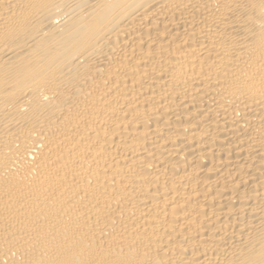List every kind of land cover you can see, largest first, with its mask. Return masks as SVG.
<instances>
[{
  "label": "bare ground",
  "instance_id": "bare-ground-1",
  "mask_svg": "<svg viewBox=\"0 0 264 264\" xmlns=\"http://www.w3.org/2000/svg\"><path fill=\"white\" fill-rule=\"evenodd\" d=\"M0 264H264V0H0Z\"/></svg>",
  "mask_w": 264,
  "mask_h": 264
}]
</instances>
